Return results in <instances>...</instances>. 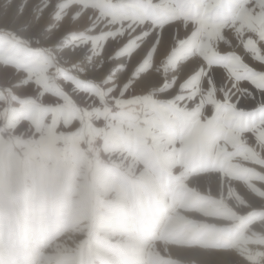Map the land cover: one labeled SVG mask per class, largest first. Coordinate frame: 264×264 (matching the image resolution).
I'll return each mask as SVG.
<instances>
[{"label":"rangeland","instance_id":"374dc122","mask_svg":"<svg viewBox=\"0 0 264 264\" xmlns=\"http://www.w3.org/2000/svg\"><path fill=\"white\" fill-rule=\"evenodd\" d=\"M182 15L179 36L196 29L191 55L165 75L171 27L154 51L124 50L135 25L120 23L118 0H0V135L10 142L0 145V264H186L174 248L199 247L264 264V81L252 71L264 65L243 46L259 21L242 5L220 15L201 0L159 19ZM182 82L192 87L172 103ZM35 131L47 136L35 143ZM14 145L37 177L42 161L46 188L34 202L10 183ZM73 224L83 226L76 235L89 228L81 243L66 237Z\"/></svg>","mask_w":264,"mask_h":264},{"label":"snow or ice","instance_id":"6c2138e0","mask_svg":"<svg viewBox=\"0 0 264 264\" xmlns=\"http://www.w3.org/2000/svg\"><path fill=\"white\" fill-rule=\"evenodd\" d=\"M122 5L123 20L120 23L123 25L125 22L132 27L131 32L127 33L130 37L124 44V50L135 51L144 45H148L151 51L160 48L167 40L165 35L166 29L171 27L172 40L174 41L168 48L169 56L167 57V63L163 66L165 75L169 71L176 72L182 59L188 58L191 55V49L188 46L189 37L195 35L196 29L189 28L185 25V31L189 35L181 38L179 36L177 20H184V16L177 17V19H171L166 21H160L159 16L166 14L172 10V5H176L177 8L184 9L188 7L191 9L196 6L197 0H135V3L128 4V8L132 10V13L123 8L124 0H118ZM202 5H206L208 8L215 10L218 14L223 15L231 12L233 7L244 6L246 12H251L256 15L259 23L253 26V30L256 33L257 39L251 41V44H243L244 50L250 55V57L257 63L264 65V48H261V44H264V0H201ZM252 4V8L248 9L247 5ZM114 7V6H113ZM20 12L23 13V7ZM142 13V15H140ZM127 32V27L124 31L117 33V35L124 36ZM134 33V34H133ZM115 38V36H113ZM243 43V42H241ZM67 46V45H64ZM50 47V46H46ZM131 51H122L124 55H131ZM202 58H205L202 56ZM241 63L243 61L241 59ZM204 66L202 65L201 68ZM245 68L250 66L244 65ZM254 75L261 81H264V70L258 71L252 70ZM179 77H174L173 84ZM255 83V81H253ZM165 85L161 86V91L164 90ZM198 86V85H197ZM192 85L188 82H182L180 84L179 92L177 96L171 98L172 103L176 101H182L184 99L183 94L190 91ZM259 87V85H258Z\"/></svg>","mask_w":264,"mask_h":264},{"label":"bare ground","instance_id":"6f19581e","mask_svg":"<svg viewBox=\"0 0 264 264\" xmlns=\"http://www.w3.org/2000/svg\"><path fill=\"white\" fill-rule=\"evenodd\" d=\"M180 24V23H179ZM183 25V24H182ZM185 25H187V24H185ZM181 26V25H180ZM184 27V26H183ZM182 27V28H183ZM229 32V31H228ZM227 32V33H228ZM225 33H226V31L224 32V35H225ZM223 35V36H224ZM227 35V34H226ZM229 36H230V34H229ZM235 37V36H234ZM220 38V37H219ZM222 39H224V38H222ZM216 40V39H215ZM219 41V40H218ZM216 43H217V41H216ZM233 45V44H232ZM235 47V46H234ZM161 50H163L164 51V48L163 49H161ZM160 52V51H159ZM165 54H166V52H164ZM159 54V53H158ZM162 55H164V54H162ZM165 56V55H164ZM166 57V56H165ZM168 57V56H167ZM166 57V58H167ZM158 58V57H157ZM195 58V57H194ZM196 59V58H195ZM201 59V58H200ZM189 60H191V59H189ZM159 61V60H158ZM161 62H162V60H160ZM192 61V60H191ZM193 61H194V59H193ZM192 61V64L194 63ZM199 61V60H198ZM189 63H190V61H188ZM188 62H187V64H188ZM196 62V61H195ZM202 63V62H201ZM157 64V63H156ZM191 64V63H190ZM162 65V64H161ZM198 65V64H197ZM185 66H186V63H184V64H182V66H181V71L182 72H184V70H185ZM201 66V65H200ZM188 67V66H187ZM186 67V68H187ZM193 67H194V65H193ZM193 67H191V68H193ZM190 68V67H189ZM180 70V69H179ZM190 70H193L194 71V69H190ZM180 71V72H181ZM187 71V70H186ZM159 72V71H158ZM170 73H173L172 71H169ZM181 72V73H182ZM188 72V71H187ZM190 72H192V71H190ZM186 73V72H185ZM189 73V72H188ZM159 74V73H158ZM173 74H176L175 72L173 73ZM178 74V73H177ZM182 75V74H181ZM188 75V74H187ZM160 76V75H159ZM174 76V75H173ZM157 77H155V75L153 74V75H151L150 77H148V78H142L141 79V81H139L140 82V84L141 85H143V86H147V85H149V84H152L154 81H155V79H156ZM181 78H182V76H181ZM184 78V77H183ZM19 79V78H18ZM13 80V79H12ZM11 80V81H12ZM17 80V79H16ZM101 80V79H100ZM157 80V79H156ZM160 80V79H159ZM14 83V82H13ZM14 84H16V83H14ZM25 84V83H24ZM21 85V84H20ZM27 85V84H26ZM16 87V86H15ZM23 87V86H22ZM28 87V86H27ZM32 87V86H31ZM26 88V87H25ZM16 89V88H15ZM21 89V88H20ZM33 89H34V87H33ZM18 90H19V88H18ZM37 90V89H36ZM28 91V90H27ZM35 91V90H34ZM30 93V92H29ZM35 93H37V92H35ZM28 93L26 92L25 93V95H27ZM31 94V93H30ZM38 94H40V93H38ZM39 112V111H38ZM44 115V114H43ZM39 116V115H38ZM39 118V117H38ZM25 124V123H24ZM19 125V124H18ZM20 125H22L21 123H20ZM26 125H27V123H26ZM46 128V127H45ZM13 129V128H12ZM31 131V130H30ZM30 133V132H29ZM48 133V132H47ZM52 133V132H51ZM15 135H16V133H15ZM27 135H30V134H27ZM49 135V134H48ZM19 136V135H18ZM26 136V135H25ZM47 135L46 134H44L43 132H40V131H35V132H33V134L31 135V139L30 140H33L35 143H38V142H41V141H43V139H45V137H46ZM17 137V136H16ZM74 137V136H73ZM24 138V137H23ZM26 138H28V137H26ZM29 138H30V136H29ZM15 141H16V143L18 142V140H17V138L15 139ZM14 142V141H13ZM10 142H9V137L8 136H1L0 135V145H1V147L3 148L4 146H7L8 144H9ZM19 143V142H18ZM44 143V142H43ZM50 143V142H49ZM11 145H12V143H11ZM13 146V145H12ZM11 146V147H12ZM15 146L16 145H14V148L13 149H11L9 152H8V154H7V160L9 161L8 162V168H9V174L11 175V185H15V184H17L18 183V186H22V189L24 190V192H27V196L25 195L24 196V201H35V197H34V195L36 194V192L39 190V194H41L42 192H43V188H46V187H44L45 185L43 184L44 183V177L42 176V170H41V168H42V161H39V160H36V162H37V166H38V169L40 170L39 171V174H38V177H37V174H35L34 173V168H33V166H32V161L30 160V159H28V157H25L24 155H21L17 150H16V148H15ZM37 146V145H36ZM54 146V145H53ZM22 147H23V145H22ZM38 147H40V146H38ZM36 148V147H35ZM58 148V147H57ZM76 148V147H75ZM62 149V148H61ZM22 150V149H21ZM20 150V151H21ZM45 150V149H44ZM18 153H17V152ZM29 151L33 154V157H34V159H36V151H34V148H31V149H29ZM71 146H69V145H66L63 149H62V153H63V156H65L66 158V160L68 161L67 163H69L70 162V156H71ZM45 152V151H44ZM17 153V154H16ZM39 158V157H38ZM46 158V157H45ZM48 161V160H47ZM244 163V162H243ZM44 165V164H43ZM65 165H67V164H65ZM70 165V164H69ZM47 166V165H46ZM53 166V165H52ZM27 169H29L30 171V174L28 173V171H27ZM35 169H36V167H35ZM43 169V168H42ZM50 170V169H49ZM51 172V171H50ZM53 172V171H52ZM51 172V173H52ZM3 173V172H2ZM15 173L17 174V173H19V175H21V177H22V179H19V180H17V178H16V175H15ZM54 173V172H53ZM56 174V173H55ZM5 176V175H4ZM31 176V177H30ZM51 175H49V177H50ZM53 178V177H52ZM62 179V178H61ZM60 180V179H59ZM224 180V179H223ZM51 182V181H50ZM229 182V181H228ZM5 183H7V182H5ZM8 183H9V181H8ZM53 183V182H52ZM5 185V184H4ZM234 185V184H233ZM60 186V185H59ZM51 186H49V188H50ZM14 188V187H13ZM51 190H52V187L50 188ZM243 192L244 193H246L247 191H245L244 189H243ZM26 194V193H25ZM85 195V194H84ZM37 198H38V196H36ZM90 197V196H89ZM94 197V196H93ZM152 198V197H151ZM15 199V198H14ZM144 200H145V198H143ZM142 199V200H143ZM38 200V199H37ZM41 200V199H40ZM44 200V199H43ZM143 200V201H144ZM54 201V200H53ZM146 201V200H145ZM37 202V201H36ZM38 203V202H37ZM156 203V202H155ZM34 205V204H33ZM147 205H149V204H147ZM149 207V206H148ZM152 208V207H151ZM90 210H91V207H90ZM92 211V210H91ZM85 219V218H84ZM79 220H82L81 219V216H79V217H77V222L79 221ZM85 221H87L88 222V219H85L84 221L82 220V221H80V224H88L87 222H85ZM82 228H83V226H77L76 224H73V225H71V233H66V237H69V239H71V240H75L76 238H78L79 237V242L81 243L86 237H87V235H88V230H89V228H88V230H84V232L81 234V235H76L77 234V232L79 231L80 232V230H82ZM86 229V228H85ZM65 237V238H66ZM65 238H63V240H61V242H60V249H65L66 251H69L71 248H68L67 247V245L69 244H66V239ZM131 240V239H130ZM133 242V241H132ZM62 245V246H61ZM78 245V244H77ZM143 246H145V245H143ZM159 247V246H158ZM160 247L162 248V249H165L167 246H165V243L164 244H160ZM168 248V247H167ZM175 250H173L171 253L174 255V256H179L184 262H186V264H218V261H220L222 264H232V262H231V260H229V259H227V258H222V257H220V254H221V252H217V251H215L214 252V250L213 251H210V250H208V249H206V248H195V249H191V248H174ZM168 250V249H167ZM175 251V252H174ZM162 252H164V254L165 255H167V253L168 252H165V251H162ZM229 252V251H228ZM228 252L227 251H222V253H224V254H227L228 255ZM232 254V253H231ZM171 254H169V256H170ZM172 255V256H173ZM204 255H211L212 257H213V263H212V261H210V263H206V262H202V260H201V257H203ZM232 255H230V257H231ZM233 257V256H232ZM114 258V257H113ZM113 258H111V263L112 264H120V262H118V260H116V259H113ZM234 259V258H233ZM205 260V259H204Z\"/></svg>","mask_w":264,"mask_h":264}]
</instances>
